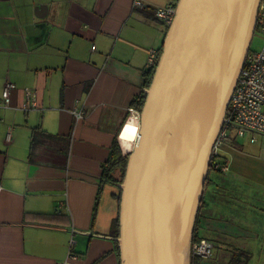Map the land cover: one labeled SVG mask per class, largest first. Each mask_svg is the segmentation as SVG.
<instances>
[{"label": "crops", "instance_id": "0c3cea01", "mask_svg": "<svg viewBox=\"0 0 264 264\" xmlns=\"http://www.w3.org/2000/svg\"><path fill=\"white\" fill-rule=\"evenodd\" d=\"M146 2L0 0V264H60L71 236L74 263L120 264L116 189L100 188L101 173L146 90L148 50L163 46L168 28L155 10L178 0ZM254 36L252 48L261 31ZM7 82L15 86L5 105ZM27 88L37 104L26 109ZM221 159L229 170H214L226 178L216 182L209 171L195 226L237 261L232 254L246 253L250 238L264 239V134L253 142L232 134Z\"/></svg>", "mask_w": 264, "mask_h": 264}, {"label": "water", "instance_id": "95a60500", "mask_svg": "<svg viewBox=\"0 0 264 264\" xmlns=\"http://www.w3.org/2000/svg\"><path fill=\"white\" fill-rule=\"evenodd\" d=\"M260 0H178L120 201V264H191L215 139L250 50Z\"/></svg>", "mask_w": 264, "mask_h": 264}, {"label": "built area", "instance_id": "2783aa9c", "mask_svg": "<svg viewBox=\"0 0 264 264\" xmlns=\"http://www.w3.org/2000/svg\"><path fill=\"white\" fill-rule=\"evenodd\" d=\"M135 9H142L147 6L146 0H132ZM177 11V3L169 2L164 6L156 8V16L169 27L174 21ZM257 27L262 33V40L258 47L250 48L248 51L244 65L237 79L236 85L230 97L226 119L215 139L212 149L211 166L214 169L223 171L229 170V163L221 160V154L225 144L231 139V135L235 134L239 137L251 135V141L256 140V135L264 134V0H260L258 5ZM161 54V49L151 47L148 50L147 66L155 68L158 64ZM15 86L13 82H7L2 92V99L5 105L9 104L11 89ZM29 101L25 103V108H30L37 104L36 100L32 99V91L26 89ZM142 110L137 106L129 107L127 121H130L138 127L140 126ZM76 120L83 117L84 111H74ZM13 126L10 125L7 135L10 137ZM124 128V127H123ZM118 134L121 149L124 154L132 150L137 144L140 134L138 133L133 140L127 141L122 137V130ZM130 147H127V143ZM77 242L74 236H71L69 241L68 257L60 264H76L74 259L77 258V253L74 251V245ZM214 243L210 239L197 238L191 243L192 257L206 258L212 256Z\"/></svg>", "mask_w": 264, "mask_h": 264}, {"label": "trees", "instance_id": "16d2710c", "mask_svg": "<svg viewBox=\"0 0 264 264\" xmlns=\"http://www.w3.org/2000/svg\"><path fill=\"white\" fill-rule=\"evenodd\" d=\"M161 52H162V49H161ZM155 69L156 67L148 68L144 71V76H145L144 87L145 88H148L150 86L154 73H155ZM146 95H147L146 90L143 89L134 99L133 104L139 107L140 109H142L145 99H146ZM128 158H129V155L122 153L119 141L118 139H116L111 146L109 158L103 164V170L101 173L100 188L102 189L108 185L116 188L114 195L116 197L117 213L112 223L113 235L116 237H118L120 234V201H121V194H122V188L120 184L123 182L124 177H125ZM223 162L226 163V161H223ZM211 169H214V168L211 166L210 170ZM197 238L199 237H198V233L196 231V226H195L193 240ZM115 251L118 255L119 262H120V247H119V243L117 240H115ZM201 260L202 258L192 257L191 264H202Z\"/></svg>", "mask_w": 264, "mask_h": 264}, {"label": "rangeland", "instance_id": "374dc122", "mask_svg": "<svg viewBox=\"0 0 264 264\" xmlns=\"http://www.w3.org/2000/svg\"><path fill=\"white\" fill-rule=\"evenodd\" d=\"M259 33H260L259 29H256L253 42H256L258 40ZM253 46H254V44H252L251 48ZM259 137H261V135ZM241 140L243 142L247 141L245 138H241ZM244 149L248 150V151L250 150L249 147H246ZM230 159H232L231 155H230ZM211 171L212 172L210 173V176L212 179L216 180V182L217 181L219 182L220 180H222V177L226 178V175H224L223 173H221L219 171H216L214 169H211ZM109 188H111V187L105 188V191L103 193L104 199L108 198L111 195ZM217 198L221 204L225 203L224 194L219 193L217 195ZM199 233H200V236H204L205 238H216V236L211 235L213 232L210 230H205V231L201 230ZM263 240H264L263 238H250L249 243L246 245V247H247L246 253L241 252V253H237V254L236 253L232 254V257L237 258V261H232V260H230L228 258L226 259L224 257V253H223V249H222V247L224 245H220V247H217L214 244L212 256L202 258L201 263L202 264H264V241ZM233 244L238 245L237 241H234L231 244L232 247H233Z\"/></svg>", "mask_w": 264, "mask_h": 264}, {"label": "bare ground", "instance_id": "6f19581e", "mask_svg": "<svg viewBox=\"0 0 264 264\" xmlns=\"http://www.w3.org/2000/svg\"><path fill=\"white\" fill-rule=\"evenodd\" d=\"M129 127H131V128H135V129H136V133H135L134 137H132L131 139H127V138H125V132H126V130H127ZM138 129H139L138 125H136V124H134V123H132V122H127L126 125L124 126L123 130H122V137H124L127 141H129V140H133V139L135 138V136L137 135V133H138ZM129 143H130V142L127 143V147H130V146H129Z\"/></svg>", "mask_w": 264, "mask_h": 264}, {"label": "snow or ice", "instance_id": "6c2138e0", "mask_svg": "<svg viewBox=\"0 0 264 264\" xmlns=\"http://www.w3.org/2000/svg\"><path fill=\"white\" fill-rule=\"evenodd\" d=\"M135 133H136V129L129 127L125 132V138L131 139L132 137H134Z\"/></svg>", "mask_w": 264, "mask_h": 264}]
</instances>
